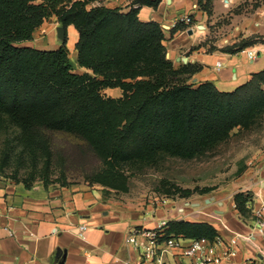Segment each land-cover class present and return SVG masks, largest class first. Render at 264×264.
<instances>
[{
    "label": "trees",
    "instance_id": "trees-1",
    "mask_svg": "<svg viewBox=\"0 0 264 264\" xmlns=\"http://www.w3.org/2000/svg\"><path fill=\"white\" fill-rule=\"evenodd\" d=\"M37 1L0 0V126L16 125L27 146L45 130L83 138L108 164L93 183L129 192V175L119 164L192 159L264 118V70L231 92L211 82L196 86L190 79L197 67L175 66L164 28L142 21L140 6L123 12L106 5L89 8L96 0ZM161 1L135 2L157 7ZM53 15L66 38L70 25L77 29L78 64L86 73L73 71L66 40L56 49L21 45ZM188 27L179 23L173 30ZM105 87L120 88L122 97L106 98ZM250 201L245 192L235 195L244 216L251 212ZM166 233L209 240L219 235L208 222L188 220L169 221Z\"/></svg>",
    "mask_w": 264,
    "mask_h": 264
},
{
    "label": "crops",
    "instance_id": "crops-1",
    "mask_svg": "<svg viewBox=\"0 0 264 264\" xmlns=\"http://www.w3.org/2000/svg\"><path fill=\"white\" fill-rule=\"evenodd\" d=\"M135 1L113 0L106 6H121L123 12L133 5L140 6L142 21L160 23L165 30L168 57L175 66L197 67L190 79L196 86L211 82L218 90L231 92L264 70V0H212L211 16L203 8L207 0H162L157 7ZM95 2L99 1L93 5ZM181 15L192 16L194 22L185 30L174 31L173 24ZM229 17L231 27L235 26H227L225 36L216 32L213 39L211 26ZM67 31L77 43L75 26L70 25ZM57 38L60 43L55 45ZM52 42L56 49L63 41L55 37ZM250 49L256 51V58L250 59L244 52ZM251 153L223 209L210 208L206 212L200 202L185 203L177 208L179 214L170 207L154 209L129 201L123 196L126 192L100 184L26 187L0 182V264H135L138 251L128 242L129 231L141 225L153 228L162 219L208 222L225 241L237 234L254 233L252 241L240 238L234 261L245 264L251 258L264 264V234L253 229L252 213L264 202V137ZM239 192L251 197L247 216L236 207L235 195ZM206 203L214 205L213 201ZM83 225L87 229L81 236L79 228Z\"/></svg>",
    "mask_w": 264,
    "mask_h": 264
},
{
    "label": "rangeland",
    "instance_id": "rangeland-1",
    "mask_svg": "<svg viewBox=\"0 0 264 264\" xmlns=\"http://www.w3.org/2000/svg\"><path fill=\"white\" fill-rule=\"evenodd\" d=\"M98 1L89 5H106L113 0ZM203 8L209 16L213 14L211 4L204 2ZM230 18L211 26L213 39L216 38V32L225 36L228 34L227 26L230 29L235 26L231 27ZM60 25L56 15L51 16L35 31L31 41L21 45L43 50L55 49L52 40L58 37L57 27ZM64 40L69 49L73 71L86 73V69L81 70L79 67L77 43L73 34L69 33ZM55 43L59 44L60 40L57 38ZM101 93L106 98L122 97V90L115 87H105ZM20 132L16 125L8 122L0 126V182L21 183L26 187L83 182L93 185L97 184L93 183L96 172L108 166L83 138L74 134L45 130L42 136L32 140L33 145L27 146V138ZM263 137L264 118L250 130L235 129L228 140L192 159L167 156L156 163L131 161L119 164L117 167L129 175L130 190L123 193V196L134 203L152 205L154 209L170 207L177 214V208L192 202H200L204 212L216 207L223 209L224 201L239 184V172L245 169L251 151L260 144ZM174 188H181V191L169 196L166 190ZM206 200L213 201L214 205L210 207Z\"/></svg>",
    "mask_w": 264,
    "mask_h": 264
},
{
    "label": "built area",
    "instance_id": "built-area-1",
    "mask_svg": "<svg viewBox=\"0 0 264 264\" xmlns=\"http://www.w3.org/2000/svg\"><path fill=\"white\" fill-rule=\"evenodd\" d=\"M179 23L192 25L190 15L179 16L173 27ZM250 59L257 57L255 50H244ZM220 66V63H219ZM179 211L183 212V209ZM255 225L253 229L264 234V202L252 209ZM168 220L158 221L155 227L143 225L133 227L128 233V242L137 249L138 257L135 264H236L234 259L238 255L237 244L240 238L252 241L254 233L237 234L229 241L217 237L214 240L206 238H186L182 235H167ZM86 225L79 228V234L84 235ZM13 235V232H11ZM17 264V263H9ZM245 264H258L248 258Z\"/></svg>",
    "mask_w": 264,
    "mask_h": 264
},
{
    "label": "water",
    "instance_id": "water-1",
    "mask_svg": "<svg viewBox=\"0 0 264 264\" xmlns=\"http://www.w3.org/2000/svg\"><path fill=\"white\" fill-rule=\"evenodd\" d=\"M57 33H58V37L59 38H61L62 40L65 39V37H66L65 36L66 35V31H65V27L64 26H62V25L58 26L57 27ZM189 33L192 34L193 33V30L190 29L189 30Z\"/></svg>",
    "mask_w": 264,
    "mask_h": 264
}]
</instances>
